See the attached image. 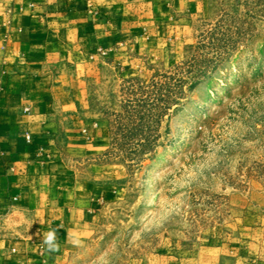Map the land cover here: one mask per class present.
<instances>
[{
    "label": "rangeland",
    "instance_id": "1",
    "mask_svg": "<svg viewBox=\"0 0 264 264\" xmlns=\"http://www.w3.org/2000/svg\"><path fill=\"white\" fill-rule=\"evenodd\" d=\"M167 37L89 80L117 166L65 264H264V0H209Z\"/></svg>",
    "mask_w": 264,
    "mask_h": 264
},
{
    "label": "crops",
    "instance_id": "2",
    "mask_svg": "<svg viewBox=\"0 0 264 264\" xmlns=\"http://www.w3.org/2000/svg\"><path fill=\"white\" fill-rule=\"evenodd\" d=\"M208 1L0 0V264L67 262L117 166L100 162L110 122L92 110L89 80L102 58L155 51Z\"/></svg>",
    "mask_w": 264,
    "mask_h": 264
},
{
    "label": "clouds",
    "instance_id": "3",
    "mask_svg": "<svg viewBox=\"0 0 264 264\" xmlns=\"http://www.w3.org/2000/svg\"><path fill=\"white\" fill-rule=\"evenodd\" d=\"M57 228L50 229L47 233L43 234V241L41 244L46 246V249L48 252H57L59 251L60 245L58 242V236H57ZM71 242L76 245L79 244L80 241L76 237H72Z\"/></svg>",
    "mask_w": 264,
    "mask_h": 264
},
{
    "label": "built area",
    "instance_id": "4",
    "mask_svg": "<svg viewBox=\"0 0 264 264\" xmlns=\"http://www.w3.org/2000/svg\"><path fill=\"white\" fill-rule=\"evenodd\" d=\"M26 138H27L28 141H31V139H32L31 134L28 133V134L26 135ZM15 199L17 200V198H15Z\"/></svg>",
    "mask_w": 264,
    "mask_h": 264
}]
</instances>
